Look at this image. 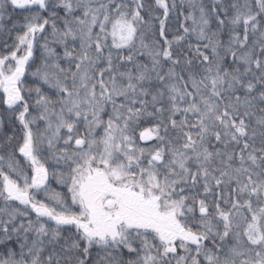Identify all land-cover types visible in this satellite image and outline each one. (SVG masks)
Here are the masks:
<instances>
[{
    "label": "snow or ice",
    "instance_id": "1",
    "mask_svg": "<svg viewBox=\"0 0 264 264\" xmlns=\"http://www.w3.org/2000/svg\"><path fill=\"white\" fill-rule=\"evenodd\" d=\"M0 264H264V0H0Z\"/></svg>",
    "mask_w": 264,
    "mask_h": 264
}]
</instances>
